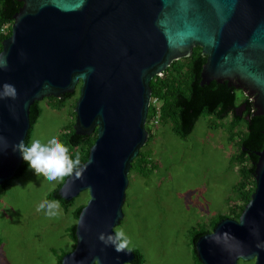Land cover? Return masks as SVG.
I'll return each mask as SVG.
<instances>
[{"label": "water", "instance_id": "1", "mask_svg": "<svg viewBox=\"0 0 264 264\" xmlns=\"http://www.w3.org/2000/svg\"><path fill=\"white\" fill-rule=\"evenodd\" d=\"M16 1L0 51V85L17 92L0 100V185L21 167L12 146L28 136L30 107L79 88L72 129L96 139L82 176L57 191L67 203L88 194L60 264H130L131 250L117 253L98 236L122 222L131 163L149 137L150 81L200 48V85L227 83L250 98L253 117L264 116V0ZM255 155L249 202L196 240L200 264H264V142Z\"/></svg>", "mask_w": 264, "mask_h": 264}, {"label": "rangeland", "instance_id": "2", "mask_svg": "<svg viewBox=\"0 0 264 264\" xmlns=\"http://www.w3.org/2000/svg\"><path fill=\"white\" fill-rule=\"evenodd\" d=\"M75 99L77 95L61 109L47 99L40 101L41 114L28 144L35 139L46 143L54 136L65 144L64 129L74 122ZM242 100L238 91L237 103ZM146 129L151 133L142 148L146 163L128 176L123 219L114 231L126 233L127 250L139 252L143 264H198L195 235L210 233L212 222L229 216L236 205L241 181L237 142L245 135V123L202 115L185 138L175 134L172 120L146 124ZM65 179L49 182L28 167L9 182L0 198V264H59L73 250L69 234L76 210L88 201L87 192L55 217L37 211Z\"/></svg>", "mask_w": 264, "mask_h": 264}, {"label": "trees", "instance_id": "3", "mask_svg": "<svg viewBox=\"0 0 264 264\" xmlns=\"http://www.w3.org/2000/svg\"><path fill=\"white\" fill-rule=\"evenodd\" d=\"M21 4L16 0H0V51L2 41L10 36L12 17L18 11ZM205 57L201 55L200 48H194L193 54L190 58L182 59L173 62L161 76H156L150 81V89L152 92L151 98L157 99L160 106L159 122L172 120L174 123V131L180 138L187 137L192 130L198 119L202 115H211L219 119L230 117L231 123H245V135L237 142L238 155L236 159L241 163L239 168L241 181L237 185L238 199L234 205L229 216H219L211 224L210 232L214 229L215 225L225 218L237 220L240 216L244 206L249 202L250 195L255 189L254 181V165L257 161L255 155L262 149L264 142V116L253 117V108L250 98L243 95V100L237 103V92L240 90L227 83L217 84L211 82L208 85H200V71L205 63ZM78 89L72 95H65L61 99L48 98L47 101L54 104V107L61 109L65 102L78 96ZM242 93V92H241ZM243 94V93H242ZM76 101V99H75ZM237 106L244 107L243 113L239 115L236 112ZM41 109L39 103L35 102L29 111L30 130L28 136L24 141L25 144L29 143L30 133L33 126L36 124L40 117ZM248 116V119L245 117ZM151 121V109L148 111L147 124ZM72 125L64 129L65 136L64 142L69 147L70 155L75 157L77 153L80 155L81 165L86 162L90 147L93 145L96 135L90 136H76L73 132ZM149 133L148 142L151 139ZM74 151V153H71ZM145 154L140 150L136 159L131 163V172H137L140 167L145 165ZM28 168L27 163L22 161L21 167L14 178L21 176ZM13 178V179H14ZM66 178V177H65ZM12 179V180H13ZM10 182V181H9ZM9 182H4L0 185V198L4 195ZM60 187V186H59ZM59 187L47 196V200L56 199L60 201L61 207L67 210L74 202H65L59 198L57 191ZM83 207L76 210V219ZM75 226L70 230L69 238L72 241L73 248L75 247ZM208 231H199L194 239L193 245L196 240L206 234ZM134 259L130 264H143V257L136 250H132ZM195 259H197L194 249ZM61 261H59L60 264Z\"/></svg>", "mask_w": 264, "mask_h": 264}, {"label": "clouds", "instance_id": "4", "mask_svg": "<svg viewBox=\"0 0 264 264\" xmlns=\"http://www.w3.org/2000/svg\"><path fill=\"white\" fill-rule=\"evenodd\" d=\"M0 66L3 62L0 61ZM16 88L12 84L0 85V100L16 99ZM13 151H18L22 160L27 163L29 169L35 175L43 176L47 181L53 182L63 180L65 177H72L73 181L82 176L86 170L81 166L80 155L75 157L70 155L69 147L63 144L58 137H52L46 143L39 139L33 140L30 144H25L23 140L14 144ZM61 209L59 200H43L38 205L37 211H44L49 217L58 215ZM112 234L101 233L98 239L105 247L113 246L117 253L128 249L130 239L122 229H116ZM94 264H100L99 259Z\"/></svg>", "mask_w": 264, "mask_h": 264}, {"label": "built area", "instance_id": "5", "mask_svg": "<svg viewBox=\"0 0 264 264\" xmlns=\"http://www.w3.org/2000/svg\"><path fill=\"white\" fill-rule=\"evenodd\" d=\"M149 109H151V121L149 124L151 126H156L158 124V120L160 116V106H159V102L157 101V99L151 98Z\"/></svg>", "mask_w": 264, "mask_h": 264}, {"label": "flooded vegetation", "instance_id": "6", "mask_svg": "<svg viewBox=\"0 0 264 264\" xmlns=\"http://www.w3.org/2000/svg\"><path fill=\"white\" fill-rule=\"evenodd\" d=\"M242 111H244V107L237 106L236 112H238L239 115H240L241 113H243ZM73 124H74V122H73ZM72 126H73V125H72Z\"/></svg>", "mask_w": 264, "mask_h": 264}]
</instances>
